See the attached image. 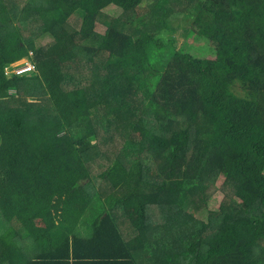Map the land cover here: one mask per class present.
Returning a JSON list of instances; mask_svg holds the SVG:
<instances>
[{"label":"trees","instance_id":"16d2710c","mask_svg":"<svg viewBox=\"0 0 264 264\" xmlns=\"http://www.w3.org/2000/svg\"><path fill=\"white\" fill-rule=\"evenodd\" d=\"M145 1L0 0V264L71 255L97 202L92 228L123 244L124 222L130 252L264 264V0L183 3L177 26L170 0L139 17ZM197 20L223 67L181 48Z\"/></svg>","mask_w":264,"mask_h":264},{"label":"crops","instance_id":"0c3cea01","mask_svg":"<svg viewBox=\"0 0 264 264\" xmlns=\"http://www.w3.org/2000/svg\"><path fill=\"white\" fill-rule=\"evenodd\" d=\"M90 212L80 220L78 229L75 231L78 235L71 238V255H65L62 258H52L51 253L45 252L39 256L37 253L28 256L27 259H15L16 264H158L154 263L144 251L130 252L128 249V231L125 223L122 222L123 244L112 232H104L103 229H95L92 226L97 219ZM33 224L35 227L45 226L40 212L36 211L33 215ZM11 257V253L7 252ZM167 264V261L165 260ZM7 264H10L8 262Z\"/></svg>","mask_w":264,"mask_h":264},{"label":"rangeland","instance_id":"374dc122","mask_svg":"<svg viewBox=\"0 0 264 264\" xmlns=\"http://www.w3.org/2000/svg\"><path fill=\"white\" fill-rule=\"evenodd\" d=\"M153 1L154 0H146L145 1V4L142 7H140V9L137 13L139 17L144 16V15H148L151 12V10H152L151 7H152ZM197 1L198 0H178L179 3H177L175 0L169 1L168 6L173 9V13L171 14L169 21L173 24V26H177L178 23L182 20V17L184 16L182 13V7H181V5L183 3H188V7H189V10L191 12H193L194 14L198 13L197 7H195ZM107 13L111 16H120L123 13V10H122V8L113 5L107 9ZM82 17H83V14L81 11L78 10L77 12H75V14H73V16L70 18L71 25L75 28H80L81 23H82ZM151 23H156L153 16H149V18L146 19V25L151 26V27L154 26V28L157 27L156 24H151ZM189 26L192 27L193 32L190 33V35L188 36V38L184 42H182L181 48L184 51L191 52L200 58L215 60V61H217L219 66L223 67L224 66V58L222 55L219 54L217 46L214 43L206 40L204 37L205 31L203 29L202 21L201 20L194 21V23L192 22V26H191V21H190ZM142 27H143V24H141V23H139L137 26V28H142ZM96 30L100 33H104L106 28L104 25L98 24ZM49 41H50V39L47 37L45 39H42L41 43L46 44ZM22 62H24V60L20 61L18 63H22ZM9 66H10V64L8 65V67ZM238 90H240V89H237V91ZM132 134L135 136L139 135V129L133 128ZM95 171L97 172L98 170L96 169ZM223 181H224V178H222L219 181V186L222 185ZM225 200H226V197L222 191L216 192L212 196V199L210 200V202L208 203V205H209L208 209L202 210L199 213V217L206 218V216H208L210 210H212V211L219 210ZM101 204H98V202H97L96 206H94L91 211L93 212L94 209L96 211L97 210L100 211L101 210ZM89 213H90V211L87 212V214H89ZM145 241L150 244V247L153 248V250L157 249V246H161V245L164 246V244H165L164 241H161L159 244L155 243V241H153L150 236H147L145 238ZM150 252L154 253L155 251H150ZM159 252L160 253L158 255H154V257H153V259L155 260L154 263H158V264L166 263L165 262V260L167 259L166 258V250H162V253H161V251H159Z\"/></svg>","mask_w":264,"mask_h":264},{"label":"built area","instance_id":"2783aa9c","mask_svg":"<svg viewBox=\"0 0 264 264\" xmlns=\"http://www.w3.org/2000/svg\"><path fill=\"white\" fill-rule=\"evenodd\" d=\"M15 67L16 74H27L30 73L32 70L35 69L34 63L24 61L22 63L10 64V68Z\"/></svg>","mask_w":264,"mask_h":264}]
</instances>
